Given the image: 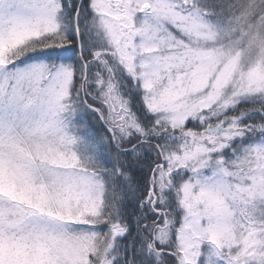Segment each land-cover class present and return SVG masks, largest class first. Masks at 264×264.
Listing matches in <instances>:
<instances>
[{"label":"snow or ice","instance_id":"6c2138e0","mask_svg":"<svg viewBox=\"0 0 264 264\" xmlns=\"http://www.w3.org/2000/svg\"><path fill=\"white\" fill-rule=\"evenodd\" d=\"M0 264H264V0H0Z\"/></svg>","mask_w":264,"mask_h":264}]
</instances>
